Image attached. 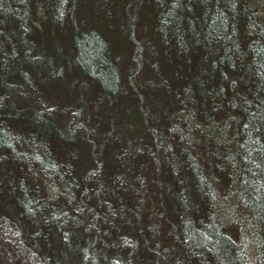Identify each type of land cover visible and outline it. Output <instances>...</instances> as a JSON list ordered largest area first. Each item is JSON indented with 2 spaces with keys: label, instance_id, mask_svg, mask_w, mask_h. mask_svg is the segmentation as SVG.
Segmentation results:
<instances>
[{
  "label": "trees",
  "instance_id": "1",
  "mask_svg": "<svg viewBox=\"0 0 264 264\" xmlns=\"http://www.w3.org/2000/svg\"><path fill=\"white\" fill-rule=\"evenodd\" d=\"M225 126L233 144L214 137ZM144 170L176 184L155 228L127 201ZM150 252L264 264V0H0V264H152Z\"/></svg>",
  "mask_w": 264,
  "mask_h": 264
},
{
  "label": "rangeland",
  "instance_id": "2",
  "mask_svg": "<svg viewBox=\"0 0 264 264\" xmlns=\"http://www.w3.org/2000/svg\"><path fill=\"white\" fill-rule=\"evenodd\" d=\"M114 25H116V23ZM102 26H104L103 30H105V28L107 30L109 29L108 26L107 27L105 25H102ZM108 31L110 32V30H108ZM115 36L112 37V39H113V43L116 46V45L121 43V40L118 41L119 38H116ZM68 81H69L68 78L64 81V85H63L64 88L62 87V90H66L69 87ZM54 100L56 101L58 99L55 98ZM125 104H127V105H123L122 107L124 109L125 106H126L125 110L128 111L130 109V107L128 105L129 102L126 99H125ZM145 104L149 108H152V112L159 111L161 114H163L167 110L166 103L160 98H159V102H157L156 99L154 100L153 93L151 94V92H150V98L148 97V101L145 102ZM138 105L139 104H137V106ZM209 107H210V105L208 104V108ZM123 113H124V120L121 121V122H123V125L125 124V121H127V120H128V122H130L132 120H137V118H135L134 116H132V117L128 116L125 113V111ZM114 118H116V115H115V112L113 110L110 113V115L107 116V119L105 120V122L107 121V123H113L114 122ZM199 124H201V126L203 127V132H200V133H202L203 136L198 138L197 134L192 135V139H196L197 141H201V140L205 139V137H207V135H208L207 129H211V125L209 124V122H205V117L200 118V123ZM204 128H206V131H205ZM118 129L119 128H116L115 127V123H114V130L115 131H119ZM213 134H214V137H220V139H222L221 137H223V140L225 141V143H228V141H229L230 144H233L235 142V139H236L234 133H232L231 127H228V126H225L223 128L217 129L215 132H213ZM210 150L211 151H217V152L222 151V154L224 155L225 152H227V145H225V147L221 146L220 148H210ZM209 158L212 160L213 164L209 165L208 159H207V162L204 165H205V170L206 171L208 170V178L210 179V183H211L210 174H211L213 168L219 163V160L217 158H215L216 159L215 160L211 156H209ZM178 163H182V162L178 161ZM221 167H222V165H221ZM226 169H229V167L225 166L223 168L224 171H226ZM128 172H130L129 168H128ZM165 175L166 174L164 173V171H161L160 172V178L157 177L156 181H153V180H151L153 178L151 176V174H149L148 171L144 170V175H141V176H143L146 179L145 184H147V185H145L144 183L141 184L139 181H136L130 187H128L130 190L126 192V194L128 196L127 197V201L130 204V206H132L130 208L132 210H135L136 214L137 213L140 214L141 218L144 220L145 224L147 226H149L150 228H155L153 226L154 225L153 219H155V217H159L160 216L161 209H166V211L169 214L173 215L175 204H177V199L174 198V196L176 197V195H174L176 184L173 181H171V180H170V182H167L164 179ZM215 178H217L216 186L218 188L219 196H221V198H225V195L228 193V191H227L228 190V188H227L228 180H227L226 172H216ZM145 179H142V180L145 181ZM198 182L199 181H198L197 177L195 179L194 176H190V180L189 181L186 180V183H185L186 184V192L189 194V196L191 195V198H194V196L191 193L194 192V190L196 189V186L198 185ZM132 187H135L136 189L133 188V191H132V189H131ZM189 187H190V189H189ZM147 195H150V196H147ZM224 210L226 212H229L230 208L228 206H226L224 208ZM129 213H130L129 214V216H130L132 214V211H129ZM176 216H177V213H176L175 217ZM231 217L228 216L229 220H228V223H227L229 228H230V230H231V232L233 234L241 235L242 234L241 230L239 232L236 224L233 222L234 221L233 218H231ZM131 218H134V216L131 217ZM158 226L161 229V232H164L163 235H164L165 238L164 237H162V238L166 242L171 243L172 248L175 247L174 236L171 235L172 231L169 229V225L166 224L165 220H161L159 222ZM152 231L155 232V230H152ZM81 244H82L83 254L85 255L87 253V251H86V248H87L86 247V243L83 241ZM100 245L101 244L99 243V246ZM139 245H140V248L142 247V249H144L143 248L144 244H142L140 242ZM63 256H61L60 258L61 259L66 258L65 255H63ZM148 257H149L150 261H152L151 262L152 264H167V260L163 256H161L160 254H155L154 255V254H152L150 252V253H148ZM155 259H157L158 261H155ZM98 260L101 261V262H99V264H107L106 262H103V259H101L100 256L98 257ZM137 264H141V263H137Z\"/></svg>",
  "mask_w": 264,
  "mask_h": 264
}]
</instances>
